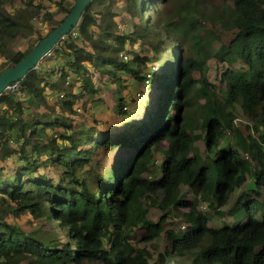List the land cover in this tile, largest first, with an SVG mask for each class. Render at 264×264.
Segmentation results:
<instances>
[{
	"label": "trees",
	"instance_id": "obj_1",
	"mask_svg": "<svg viewBox=\"0 0 264 264\" xmlns=\"http://www.w3.org/2000/svg\"><path fill=\"white\" fill-rule=\"evenodd\" d=\"M75 2L0 0V74ZM74 33L0 96V264H264V0H93Z\"/></svg>",
	"mask_w": 264,
	"mask_h": 264
},
{
	"label": "water",
	"instance_id": "obj_2",
	"mask_svg": "<svg viewBox=\"0 0 264 264\" xmlns=\"http://www.w3.org/2000/svg\"><path fill=\"white\" fill-rule=\"evenodd\" d=\"M92 1L93 0H76L69 15L65 17L59 27L38 42L32 51L20 62L0 74V96H2L9 87L22 80L29 72L37 69L42 60L51 54L61 41L75 31L83 14Z\"/></svg>",
	"mask_w": 264,
	"mask_h": 264
},
{
	"label": "rangeland",
	"instance_id": "obj_3",
	"mask_svg": "<svg viewBox=\"0 0 264 264\" xmlns=\"http://www.w3.org/2000/svg\"><path fill=\"white\" fill-rule=\"evenodd\" d=\"M162 9V8H161ZM152 14H153V12H152ZM161 17H162V15L160 14V19H161ZM145 18H146V16H145ZM168 46V48H167V52H169L170 51V48H169V44L167 45ZM52 59V60H51ZM54 59H55V57H54ZM57 63V62H56ZM55 63V61L53 60V58H51V57H46L44 60H42V62H41V64H40V66L36 69V70H41V69H43V70H45V71H48V69L50 68V66L52 67V66H56L57 64ZM58 75V73H54V77L53 78H55L56 76ZM73 74H68V76H67V79L66 80H68V84H72L73 82H76V81H74L73 79H80V77L79 78H77L76 76H72ZM71 76V77H70ZM193 77H194V79H199L201 76H200V74H199V72H195L194 74H193ZM51 78V77H50ZM136 87V89L138 90V88H137V86H135ZM7 92V91H6ZM6 92H4L5 94H6ZM54 97V96H53ZM50 99H51V97H49ZM201 102H204L202 99H201V101H199V103H201ZM146 103V102H145ZM140 106H142V105H140ZM184 111H185V109H183L182 110V113H184ZM104 112H105V110H104V106H99V105H95V106H93V107H91V109H90V113H91V115H95L96 116V118H102V116L104 115ZM145 111H142V113H144ZM239 120H237L235 123H236V125L241 129V132L243 133V135L244 136H247V130H246V128H245V125L247 124V122H246V120H245V118H242V117H240V118H238ZM160 160H163V158L162 157H160ZM188 190V188L187 187H184V189H183V191L182 192H186ZM188 198L189 199H194L195 198V193L194 192H190L189 193V195H188ZM207 205V207H208V204H206ZM206 205L205 204H201L199 207H200V209L202 210V206H205L206 207ZM209 209V207L205 210V211H207ZM203 211V210H202ZM259 214H260V216L262 215V213H263V211H260V212H258ZM257 213V214H258ZM156 212L155 211H152V213H151V217L153 218V219H155V216H156ZM247 217H248V213L246 212V210H244L243 208L242 209H240V210H238V211H236V212H233L232 214H230V215H228L227 217H226V219L224 220L225 221V223L223 224V222H221V226H219V227H223V226H225V225H228V226H234V225H239V224H242V223H244L245 221H246V219H247ZM257 217V216H256ZM255 217V218H256ZM31 220H35V219H31ZM16 223H18L17 225H19V226H22L23 225V222H27V217L26 218H24L23 219V221H21L20 219H17L16 221H15ZM28 222H30V221H28ZM184 224H180L179 225V227L181 226H183ZM24 226H26V227H28L29 229H32V228H34L35 227V223L33 222L32 224H29V225H26V224H24ZM152 249V248H151ZM174 262H176V264H191V260L189 259V258H176L175 260H174Z\"/></svg>",
	"mask_w": 264,
	"mask_h": 264
},
{
	"label": "built area",
	"instance_id": "obj_4",
	"mask_svg": "<svg viewBox=\"0 0 264 264\" xmlns=\"http://www.w3.org/2000/svg\"><path fill=\"white\" fill-rule=\"evenodd\" d=\"M71 35L72 36H75L76 35V33H74V31L71 33ZM51 55L49 54L47 57H50ZM40 66V65H39ZM38 66V67H39ZM37 67V68H38ZM51 68H55V69H57L58 68V65H56L55 67L54 66H50V68L48 69V71L51 69ZM18 93V91H17V85H13V86H11V87H9L8 88V90H7V92H6V94H8V93ZM172 264H175V263H172Z\"/></svg>",
	"mask_w": 264,
	"mask_h": 264
}]
</instances>
